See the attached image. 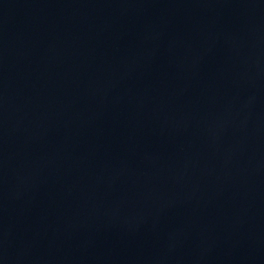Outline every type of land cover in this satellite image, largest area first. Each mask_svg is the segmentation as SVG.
Returning a JSON list of instances; mask_svg holds the SVG:
<instances>
[{
	"label": "water",
	"instance_id": "obj_1",
	"mask_svg": "<svg viewBox=\"0 0 264 264\" xmlns=\"http://www.w3.org/2000/svg\"><path fill=\"white\" fill-rule=\"evenodd\" d=\"M0 264H264V0H0Z\"/></svg>",
	"mask_w": 264,
	"mask_h": 264
}]
</instances>
